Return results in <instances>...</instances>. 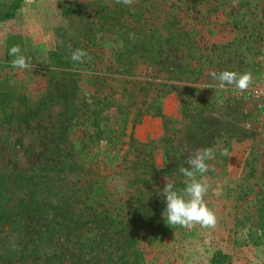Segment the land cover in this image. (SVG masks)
Wrapping results in <instances>:
<instances>
[{"label":"rangeland","instance_id":"1","mask_svg":"<svg viewBox=\"0 0 264 264\" xmlns=\"http://www.w3.org/2000/svg\"><path fill=\"white\" fill-rule=\"evenodd\" d=\"M138 40L157 63L113 69ZM223 70L253 84L215 87ZM2 94L0 264H264V0H0ZM209 147L216 228L168 225L166 179Z\"/></svg>","mask_w":264,"mask_h":264},{"label":"clouds","instance_id":"2","mask_svg":"<svg viewBox=\"0 0 264 264\" xmlns=\"http://www.w3.org/2000/svg\"><path fill=\"white\" fill-rule=\"evenodd\" d=\"M115 2L130 7L135 4L136 0H115ZM236 2L237 0H233V4ZM8 54L13 57L11 61L13 68L31 70L30 58L22 53L19 44H13L9 48ZM87 55L86 50L79 48L71 52L70 58L74 62L83 63ZM210 76L217 81L215 87L225 89L226 86H232L240 93L246 92L253 84L251 72L237 73L231 70H223L217 73L212 71ZM221 154L231 156L227 149H224ZM214 158V149L210 147L196 150L187 161L188 167L178 169L179 173L185 178L183 188H177L173 182L166 179L161 195L165 197L166 202V208L162 215L168 225H178L188 230L197 225L202 229L211 230L216 228L217 217L207 206L204 199L208 192L205 174L212 170L207 162Z\"/></svg>","mask_w":264,"mask_h":264},{"label":"trees","instance_id":"3","mask_svg":"<svg viewBox=\"0 0 264 264\" xmlns=\"http://www.w3.org/2000/svg\"><path fill=\"white\" fill-rule=\"evenodd\" d=\"M9 12H6L4 14V16H8ZM153 46L154 42L153 41H145L144 40H138V44L135 45L132 44L129 47H127L125 44H120L119 46H114L113 50L114 51L112 53V68L113 69H119L117 71H119L120 73H131V70L133 69V67L138 66L140 64L145 65V67H151L152 63H157V60L155 59H151L150 55H151V50H147V44H150ZM137 47V48H136ZM160 47V45L158 46ZM141 51H144V55L142 56L143 58L140 59V54ZM137 52V53H136ZM134 53H136V55H133ZM147 53V54H146ZM151 63V64H150ZM6 95L2 94V98H0V111H1V122L2 121L4 123H9L12 119L15 118V116H13L12 113V107L6 102V98L4 97ZM38 108H27L25 114L23 112V116L24 117H31ZM155 113H158V108L155 109ZM23 118V117H22ZM229 260V256L228 254L216 251L212 254L210 260H209V264H224L226 262H228Z\"/></svg>","mask_w":264,"mask_h":264}]
</instances>
